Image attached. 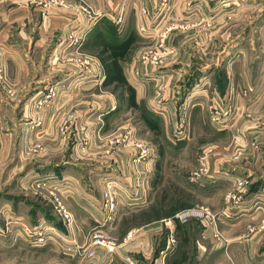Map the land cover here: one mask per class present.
<instances>
[{
    "label": "crops",
    "instance_id": "obj_1",
    "mask_svg": "<svg viewBox=\"0 0 264 264\" xmlns=\"http://www.w3.org/2000/svg\"><path fill=\"white\" fill-rule=\"evenodd\" d=\"M47 1L0 0V69L4 77L3 82H0V168L1 165H9L8 174L21 172V178L29 181L35 179L32 183L25 181L26 191L33 202L40 203L41 207H45V203L50 205L54 216L52 218L49 214L46 217L52 220L51 225L54 226L62 225L61 219L54 213L51 197V193L58 189L65 207L72 216V227L68 229V234L73 243L84 245L97 220V217H93L87 211L88 205L91 202L98 203L103 178L130 172L132 168L130 149H121L119 144H106L104 147V143L93 141L89 138L91 134L86 133L88 145L81 149L85 155L78 157L77 151H80L82 142L77 139L79 132L76 122H73L74 125L72 121L70 122L66 134H62L59 130L60 116L70 114V111L74 112L73 110L77 108L78 99L75 96L58 100L52 111L47 107V112L51 111V117L49 116L46 121L47 115L45 116L43 112L42 123L37 126L39 134L29 132V127L32 126L30 120L21 126H16L13 122L14 112L20 110V113L25 114L26 107L15 109L17 101L25 94L38 93L40 91L38 85L42 86L50 80L83 81L82 79L88 77L86 74L83 75L84 72L76 75V65L69 61L73 56L70 49L62 50L59 47L61 38L68 33L80 37L86 43L97 27L96 17L90 20L89 15L79 12L78 5L74 4L80 1L95 4L94 6L99 7V10L103 9V14L113 23L110 19L113 10L109 9L115 7L116 2L120 0H66L67 6L45 7L43 2ZM142 2L145 3L144 0ZM95 10L99 15L101 10L99 12L97 8ZM102 28L103 26L100 27ZM175 35L171 36L170 43L178 46L180 37ZM239 44L236 41L231 44V55L223 66L225 80L222 85L218 86L215 80L214 83L211 82V76L203 77L200 94L196 96L198 102L184 109L186 116L189 117L187 127L191 129V133L192 130L195 131L193 118L201 114L206 115L208 105L220 111L219 121L223 127L214 129L209 124L211 128L207 129L209 132L207 140L202 142L201 139L197 140L198 145L202 143L198 149L200 153L208 145L226 148L237 144L244 149L243 156L237 162H227L221 158L220 153L209 158L210 169L216 170V178L201 185L207 186L211 191V197L206 200L208 204L204 205L214 212L222 208L223 194L232 187L230 177H249L252 182L249 193L253 197L264 186L262 183L256 191L253 190L258 178H264V118L263 121H259V117L264 116V43L261 42L257 49L248 43ZM129 47L131 49V44ZM252 51L258 52L260 57L256 59L258 57L256 54H249ZM132 64L137 78L145 80L150 77L148 75L155 76H152L154 79L144 81L135 94L138 99L144 100V104L152 96L154 98L157 83L166 84L167 89L163 93L164 108H161L162 113H158L166 114L164 117L168 119L170 127L168 129L171 130L173 122L179 116V110L183 108L176 104L181 86L177 84L180 80L178 72L173 73L171 70L173 62H164L159 66L138 65L135 59ZM251 67L254 69L252 70ZM162 73L163 75H160ZM6 108L9 110H5ZM227 108L229 111L226 114L224 110ZM80 124H85V121H81ZM139 140L143 139L139 138ZM189 140L191 136L187 141ZM34 142L37 146L36 151H28L29 143ZM251 143L255 145L252 146ZM152 150L150 156L153 155ZM149 157V160H144L138 168L144 178H149L153 171L152 157L151 159ZM81 159L85 161L82 162ZM78 163H84L85 166L91 164L92 167L74 173L73 165L76 166ZM30 164L34 165V170L29 169ZM83 176L85 180L82 179ZM50 178L51 181H45ZM58 185L63 186L54 189ZM6 206H8L6 208L8 214H6L12 220H23L28 223L36 218L43 220L35 214V211L39 210L37 205L36 208L19 205L16 209L7 203ZM128 211L130 210L124 208L118 218L115 214L116 216L103 228L104 232L116 229L122 234L115 237L117 248L114 253L108 254L103 248H95L94 254L87 257L81 253L87 248V245H84L79 251L78 247L76 251L67 253L58 250V259L52 264L62 261L68 264H114L117 259L125 264L131 260L137 264H264V233L255 237L246 228V224L257 225L264 219V198L259 205L244 206L239 213L220 219L219 228L230 240L226 252L214 244L210 237L211 228L207 222H203L204 226L194 222L197 226L191 223L179 227L176 232L177 249L164 252L162 247L159 248L158 238L162 224L158 219L151 217L139 223L127 224L123 216L128 214ZM133 211L143 210L139 208ZM29 215L33 217L29 218ZM48 219L46 220L49 221ZM128 230H136V233L131 240L124 241V235ZM6 239V236H1L0 243L3 244V240ZM23 240L20 237L17 241L26 244L27 242Z\"/></svg>",
    "mask_w": 264,
    "mask_h": 264
},
{
    "label": "rangeland",
    "instance_id": "obj_2",
    "mask_svg": "<svg viewBox=\"0 0 264 264\" xmlns=\"http://www.w3.org/2000/svg\"><path fill=\"white\" fill-rule=\"evenodd\" d=\"M64 1L66 3V0ZM120 1L116 2L115 7L112 6L109 9L115 11L121 6L124 8V20L120 25H113L103 14V9L100 11L99 7L94 6L95 4L83 1L74 4L78 5V11L85 15L87 14L82 10V7L92 8L93 19L96 17L95 20H98L97 27L88 37L86 43L80 39L73 44L70 33H68L61 38L59 47L62 50L70 49L73 56L69 61L76 65V75L79 72H84L83 75L86 74L88 77L82 79L83 81L55 82L50 80L44 82L45 84L42 86L38 85L37 88L40 89L38 93L25 94L17 101L15 109L22 107H26V109L24 115L20 113V110H15L13 122L16 126H21L30 120L32 126L30 125L29 132L39 134L37 126L42 123L43 112L45 116L47 115V121L58 100L75 96L78 99L77 108L73 110L74 112L70 111V114L66 113L60 116L59 130L62 134H66L70 122L72 121L73 125L76 122L79 132L77 139L82 142L80 151H77L78 157L85 155L81 149L88 145L86 133L92 135H89V138H92L93 141L102 142L106 147V144H117L118 134H124L128 128H131L132 139L139 140L141 138L142 141L151 144L153 155L149 158L152 157L153 171L148 176L149 178H144V201L127 204L126 197L122 195L119 198L121 201H118L116 215L118 218L124 208L130 210L123 216V220L127 224L139 223L144 219L156 217L162 224V231H160L158 239L160 240L159 248H163L166 244L167 230L161 220L185 208L205 207L204 204H208L206 200L211 197V191L207 186L192 182L188 178L200 153L198 149L201 142L207 140L209 134L207 129L211 127L207 115L201 114L193 118L195 131L192 130L191 133V129L188 128L186 138L175 140L171 130L168 129L169 122L164 117L166 114L160 115L158 112L162 113V109L155 106L157 94L154 95V98L152 96L146 101L147 106L144 104V100L136 97L135 94L141 84L154 78L147 77L145 80L137 78L132 63L136 59L140 65L141 63L137 59L146 49L157 47L160 42L164 46L172 47L173 52L170 55L161 53V61L163 63L173 62L171 70L173 73L178 72L180 80L177 84L181 87H179V95L176 99L177 106L186 100L190 101V108L193 103L198 102L196 96L200 94L202 86L200 83L204 81L203 77L210 78L211 76L212 81H210L214 83L213 80H215L218 86L224 82L223 66L231 55V44L235 41L240 43L239 45L248 43L257 49L261 42L264 43V0H144L145 3L142 2L143 0ZM45 3L43 2L45 7L59 5ZM64 6H67V3ZM96 8L98 12L100 11L99 15L96 13ZM93 19L90 18V20ZM246 24L247 26H245ZM101 26H103L102 29H100ZM173 34L180 37L178 46L170 43ZM232 38L233 40H231ZM250 39L252 40L249 41ZM159 50L162 51L163 47ZM249 54H256L258 56L256 59L260 57L256 51ZM184 61L185 63H183ZM251 69L253 70L254 67ZM161 85L165 86L162 88L164 93L167 89L165 83L160 85L157 83L156 90ZM164 95L162 102L165 101ZM47 107H50V113L47 112ZM69 115L72 119L63 127L62 121ZM263 118L264 116L259 117V121H263ZM81 121H85V124H80ZM4 132L7 131L4 130ZM190 136L191 140L187 141ZM198 139H201L199 145L197 144ZM27 149L35 152L36 142L29 143ZM121 149H130L131 155H133V150L130 147ZM85 159L80 161L84 162ZM146 160H149L148 157ZM30 166L29 169H35L34 165L30 164ZM86 167L88 169L92 166L91 164L85 166L84 163H78L76 166L73 165L72 171L74 173L86 171ZM9 171V165H1L0 227H4L5 220L12 221V218L7 216L6 208L8 206L6 203L13 209L19 205H29L30 208H36L37 205L39 210L38 212L34 210L35 214L39 215L41 219L43 218L41 221L45 220L44 224L47 222L53 224L52 220L46 217L49 214L52 218L54 216L50 205L45 203V207H41L40 203L33 202L26 191V184L24 185L28 179L21 178V172L10 175ZM256 175L258 176V174ZM82 179L85 180L84 176ZM51 180L50 178L45 181ZM258 181L264 183V178H258ZM32 182H35V179L28 180V183ZM139 208H142L143 211H133ZM32 217L33 215H29V218ZM39 221L40 219L36 218L29 223L37 224ZM191 223L194 222L189 224ZM175 225V234L179 227L185 226ZM193 225L197 226L196 223ZM106 232L114 240L120 234L116 229H111L110 232L106 230ZM177 247L178 244L173 251ZM58 250H60L58 246L51 240L43 246H33L21 243V241H7L3 244L0 243V261H3L0 264H52L58 259ZM116 258L114 257V259ZM114 264L125 263L117 259Z\"/></svg>",
    "mask_w": 264,
    "mask_h": 264
},
{
    "label": "built area",
    "instance_id": "obj_3",
    "mask_svg": "<svg viewBox=\"0 0 264 264\" xmlns=\"http://www.w3.org/2000/svg\"><path fill=\"white\" fill-rule=\"evenodd\" d=\"M59 4L66 5L64 0H49L45 4ZM82 10L93 19L94 11L92 8L82 7ZM81 10V11H82ZM111 21L115 25H120L124 20V8L121 6L117 10L113 11ZM71 40L74 43L80 41V37H74L70 33ZM158 47V48H157ZM153 48H148L144 53L137 59L141 65L153 64L159 66L163 63L162 52L165 55H170L173 52V48L170 46H164L162 42ZM163 47L160 51L159 48ZM152 77L151 75H148ZM155 77V76H153ZM4 77L0 69V82H3ZM162 84V83H161ZM160 85V84H159ZM164 85H161L156 90L155 106L158 109L164 108L163 101V89ZM183 107L179 110V116L172 124L171 133L175 140H183L187 137V116L184 109L189 108L190 101L184 100L179 107ZM228 108L224 110V113H228ZM206 115L209 124L215 129L222 128L223 124L220 123V111L208 105L206 108ZM72 119L71 115L64 118L62 121L63 127L67 125ZM132 129L128 128L124 134H118L116 143L119 144L120 148L130 147L133 150L131 158L132 168L129 173L124 175L107 176L102 180L101 194L98 203L91 202L88 205L87 211L92 214L93 217H97L96 225L91 230V233L87 237L86 244L87 248L81 252L85 256L89 257L94 254L95 248H103L108 254L114 253L117 248V243L110 235L106 234L103 227L111 221L118 207L119 198L124 195L127 199V204L143 202V189H144V175L139 171V166L146 160V157L151 155L150 145L142 140L132 139ZM252 146L255 143H251ZM241 147L236 145L227 146L226 148H217L212 145L204 147L197 158V162L189 172V180L197 182L199 184H206L213 181L216 178V170L210 169L209 158L220 153L221 158L227 160V162H237L243 156ZM232 187L223 194V206L222 208L214 212L207 207H189L175 212L174 214L163 218L161 222L164 223V227L167 230L166 233V244L162 248L164 252H171L178 244L175 234V224L187 225L190 222L199 223L204 226L203 222H207L211 228L210 237L214 244L222 248L224 252L227 251L230 244V240L224 235L222 230L219 228V221L221 218H228L239 213L244 206H251L253 204H261L262 198H264V186L260 192L253 197L249 193L251 186V180L249 177H230ZM68 184V183H66ZM65 185V184H63ZM63 185L55 186L61 187ZM60 192L57 189L56 192L51 193L53 200L54 213L61 219V228L51 225L44 224V221H39L37 224H31L23 220H5L4 227H0V235L6 236L7 239L3 242L17 241L20 237L24 239L28 244L33 246H43L46 243L53 242L63 252L79 251L84 245H78L72 242V238L68 234V229L72 227V216L65 207ZM246 228L249 233L254 234L255 237H259L264 233V219L260 220L257 225L248 223ZM136 230H130L124 237V241L130 240ZM128 261V264H137L135 261ZM56 264H68L66 262H57Z\"/></svg>",
    "mask_w": 264,
    "mask_h": 264
},
{
    "label": "trees",
    "instance_id": "obj_4",
    "mask_svg": "<svg viewBox=\"0 0 264 264\" xmlns=\"http://www.w3.org/2000/svg\"><path fill=\"white\" fill-rule=\"evenodd\" d=\"M262 184V182L261 181H258L257 183H256V185L254 186V189L253 190H257L258 189V186H260ZM57 227H60L61 228V226H57Z\"/></svg>",
    "mask_w": 264,
    "mask_h": 264
}]
</instances>
